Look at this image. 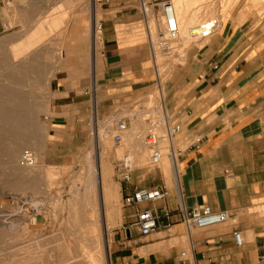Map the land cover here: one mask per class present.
<instances>
[{
  "label": "crops",
  "instance_id": "1",
  "mask_svg": "<svg viewBox=\"0 0 264 264\" xmlns=\"http://www.w3.org/2000/svg\"><path fill=\"white\" fill-rule=\"evenodd\" d=\"M159 1L101 0L98 26L92 15L88 24L80 17L68 22L45 115L53 142L79 141L94 109L98 120L151 90L154 70L141 6ZM77 26L89 34L88 44L78 39ZM183 70V82L167 90L166 99L162 93L160 104L168 121L181 126L173 141L180 152L170 159L173 175L158 166L132 168L129 181L119 179L121 209L110 263L264 264V13L255 21L224 22L213 39L194 49ZM162 187L163 199L124 201L135 191ZM206 205L229 218L188 229L176 213ZM145 209L157 215L171 210L173 224L140 235L134 222Z\"/></svg>",
  "mask_w": 264,
  "mask_h": 264
},
{
  "label": "rangeland",
  "instance_id": "2",
  "mask_svg": "<svg viewBox=\"0 0 264 264\" xmlns=\"http://www.w3.org/2000/svg\"><path fill=\"white\" fill-rule=\"evenodd\" d=\"M100 3L101 0H8L0 3V217L4 220L20 210H29L35 203H42L44 208L42 214L31 216L27 223L0 228V264H92V261L107 264L106 256L111 257L112 229L121 209L119 161L123 163L129 159L132 168L145 172L150 169L149 150L143 138L151 124L162 120L159 115L161 94L166 99V91L183 82V68L194 49L213 39L224 22L255 21L264 13V0H198L193 8L206 12L201 15L204 16L202 21L216 22L211 33L189 37L188 29L199 21L187 24L179 33L172 53L156 51L151 55L155 79L151 90L112 114L98 115L100 127L106 126L110 130L108 135L101 136L107 138L111 153L109 157H103V183L107 192L117 190L114 206L107 212L106 242L102 222L98 223V229L96 227V235L90 236L81 233V225L72 226V219L69 220L74 206L83 197L84 191H77V188L85 183L96 184L92 178L93 163H98L94 114L89 112L79 141L61 144L51 140L45 119L52 95L50 80L59 67L56 59L59 36L73 17L84 18L88 24L92 5L99 10ZM147 12L145 21L155 41L162 31L161 14L156 7H149ZM81 32L78 39L88 44L89 34L84 33V28ZM37 34L43 35V42L32 53L34 62L16 71L9 70L13 51L24 50L29 36ZM68 41L66 35L64 46ZM62 55L60 67L66 62L64 52ZM85 66L91 73L90 61L87 60ZM122 117L126 118L129 130L125 141L117 144L112 136L117 120ZM26 151L31 153L34 162L30 168L26 167ZM158 166L166 167L164 174L167 177L173 175L171 160L166 153ZM69 188H72V195L68 193ZM91 255L93 259H90Z\"/></svg>",
  "mask_w": 264,
  "mask_h": 264
},
{
  "label": "built area",
  "instance_id": "3",
  "mask_svg": "<svg viewBox=\"0 0 264 264\" xmlns=\"http://www.w3.org/2000/svg\"><path fill=\"white\" fill-rule=\"evenodd\" d=\"M8 0H0V3L4 4ZM142 11L145 17L148 14L149 7H156L160 11V20L162 24V31L158 38L154 41L151 36L150 28L147 25L148 34V45L151 55H155L156 51L164 54H170L173 52V43L178 39L179 27L178 20L176 18L175 12L172 8L171 1L165 0L161 2L152 3H142ZM216 22L206 23L205 25H200L198 30V35L207 36L211 33L215 27ZM126 118H119L116 122L114 128L113 140L115 143L119 144L123 140V135L127 130ZM161 129V132H159ZM181 131V126L178 123H170L167 116L163 110L162 120L157 121V123L151 124V128L148 129L144 135V144L149 150V167H158L163 155L166 153L169 159L175 161L180 152L179 149L174 147V139L176 135ZM25 158L32 162L31 153L25 152ZM131 164L119 161L118 177L122 181H129L131 176ZM167 195L165 187L160 189H141L135 191L134 193L127 195L124 201L127 205H132L142 200H157L163 199ZM180 220L186 225L188 229L193 228H204L207 226L219 224L225 222L229 215L226 212H217L206 206H196L190 209L183 207L178 208L176 212ZM174 213L171 210L164 209L160 215L153 214L150 210H142L137 213L134 226L138 230L140 235H148L155 232L159 228H168L173 224ZM233 237L237 245L242 244V238L239 231L233 232ZM185 253L183 252L182 255ZM207 264H223L222 262H208Z\"/></svg>",
  "mask_w": 264,
  "mask_h": 264
},
{
  "label": "bare ground",
  "instance_id": "4",
  "mask_svg": "<svg viewBox=\"0 0 264 264\" xmlns=\"http://www.w3.org/2000/svg\"><path fill=\"white\" fill-rule=\"evenodd\" d=\"M197 2H198V0H172L171 1L172 8H173L175 15H176V18L178 20L179 33H182L183 30L186 28L185 26L187 24H189L190 22L199 21V23L192 25L188 29V36L189 37H193V36H199V37L202 36L203 37L202 34L201 35L197 34L198 30H199V26L203 25V24L205 25L206 23L210 24V23L214 22V20L202 21V18L204 16H201V15L203 13H206V12H204V11L202 12V9L197 8V7L193 8V6L196 5ZM254 4L257 5L258 2L254 1ZM92 6H93L92 7L93 11H92L91 15L94 16L93 18H95L96 23H99L97 16H96V8L97 7H95V5H92ZM90 25H91V22H90ZM91 30L92 29L90 28V31ZM29 37L30 38L28 40L27 47L24 50L19 49V50L13 51L14 56H12L10 62L8 63V69L9 70L16 71L19 68H22L26 65H30L32 62H34L33 60L35 58L32 57V53H35L36 49L40 48L39 45H41V43L43 42V35L37 34L36 36H29ZM59 37H61V35ZM175 41H174V43H175ZM174 43H173V47H174ZM37 47H39V48H37ZM56 59H57V61H59L58 56ZM93 114H94V127H95L94 128V143H95V148L97 150L98 163H97V165L95 163H93L94 164L93 165V172L94 173H93L92 178L96 184L94 186L91 183H85V184H81L79 186V188H77V191L80 189L84 191L83 195H82L83 197L81 198V201H79L78 204H76V207L74 206L73 212H72L73 216H72V218L69 217V220L72 219V223H71L72 226L81 225L83 227L82 229H80L81 233L84 235L89 234L90 236L96 235V233H97L96 227H97L99 222H102V224L104 226L103 229L105 230V236L104 237L106 238L107 237L106 235L108 232L107 230L109 229V215H108V213H109V209L111 210V206L112 207L114 206L115 199L117 198V190L113 188L114 190L112 192H107L108 190H106L105 186H104L105 182L103 183V178H104L103 176H105L104 175L105 174V162L103 160V157L104 156L109 157V154H111V153H110L109 145H107V138L106 137L102 138L101 136L108 135L110 130L106 126L104 128L100 127L99 121L96 118L97 115H96L95 109L93 110ZM159 115H160V117H163V109L161 111V114H159ZM128 130L129 129L127 128V130L125 131V133L123 135L122 142L125 141L124 140L125 135L127 134ZM132 133H134V131ZM118 155H121V152H118ZM162 159H163V157H162ZM25 160L28 163V166H26L27 168H30L31 166L34 165L33 160H32V162L29 161V159H25ZM129 162H130L129 159H127L126 163H129ZM165 169H166V167L163 168L164 171H165ZM69 189H71V190L68 191V193L72 195V188H69ZM43 209L44 208H43L42 203H35L31 208H29V210H27V209L20 210L16 214L8 215V217L5 218L4 220L2 219L3 217L2 218L0 217V228L6 227L9 225H13L14 223L15 224H17V223L21 224L22 222L27 223V221H29V218L31 216L42 214ZM36 225H38V224H36ZM14 227H15V225H14ZM19 227H21V226H19ZM97 229H98V227H97ZM105 241L107 242V238L105 239ZM107 249H109V247ZM90 259H93L92 255H91ZM106 261H107V264H111L110 258L108 255L106 256ZM91 263L94 264L93 261Z\"/></svg>",
  "mask_w": 264,
  "mask_h": 264
}]
</instances>
